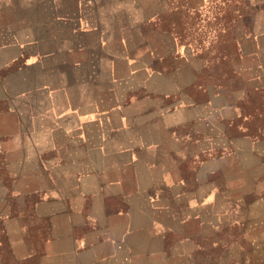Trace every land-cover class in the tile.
Wrapping results in <instances>:
<instances>
[{"label":"crops","instance_id":"0c3cea01","mask_svg":"<svg viewBox=\"0 0 264 264\" xmlns=\"http://www.w3.org/2000/svg\"><path fill=\"white\" fill-rule=\"evenodd\" d=\"M213 1L0 0V264H264V0Z\"/></svg>","mask_w":264,"mask_h":264},{"label":"rangeland","instance_id":"374dc122","mask_svg":"<svg viewBox=\"0 0 264 264\" xmlns=\"http://www.w3.org/2000/svg\"><path fill=\"white\" fill-rule=\"evenodd\" d=\"M221 7H219L218 5H217V2H215V0L213 1V3H212V5H211V10L212 11H216V10H218V9H220ZM226 237H224V239H225ZM207 249H208V251L209 252H211L210 254H213V255H216V254H218V252L220 251L219 250V248H216L215 247V244L213 243V242H211V241H208L207 242ZM222 253V252H221ZM220 253V254H221Z\"/></svg>","mask_w":264,"mask_h":264}]
</instances>
